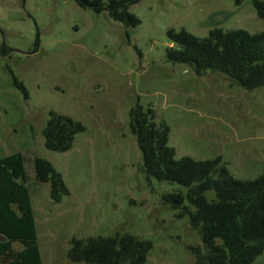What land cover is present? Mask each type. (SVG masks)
<instances>
[{
	"label": "rangeland",
	"instance_id": "rangeland-1",
	"mask_svg": "<svg viewBox=\"0 0 264 264\" xmlns=\"http://www.w3.org/2000/svg\"><path fill=\"white\" fill-rule=\"evenodd\" d=\"M129 11L140 20L134 28L74 0H0V45L11 49L0 55V158L23 157L41 264H87L68 260L72 238L116 233L151 242L144 264H195L189 248L202 247L198 234L163 202L186 189L143 172L129 129L137 104L167 124L175 158L220 157L238 179L264 170V88L246 91L211 71L198 76L165 57L169 28L201 38L214 27L264 30L251 0H141ZM50 111L85 127L68 151L44 146ZM34 156L61 174L69 196L60 203L35 181ZM253 264H264V251Z\"/></svg>",
	"mask_w": 264,
	"mask_h": 264
},
{
	"label": "trees",
	"instance_id": "trees-1",
	"mask_svg": "<svg viewBox=\"0 0 264 264\" xmlns=\"http://www.w3.org/2000/svg\"><path fill=\"white\" fill-rule=\"evenodd\" d=\"M83 9L105 12L125 28H134L138 17L129 11L141 0H74ZM258 18L264 19V0H251ZM165 57L173 64H185L201 76L206 71L221 74L246 91L264 88V30L212 28L206 37L185 29L169 28ZM11 49L0 45V55ZM14 85L27 97L23 84ZM129 129L141 152L147 178L178 184L186 189L163 196V202L187 216L189 226L202 247H190L195 264H253L264 251V170L255 179L231 175L220 157L193 160L175 158L168 145L169 127L157 122L151 107L137 104L129 110ZM85 127L69 116L49 112L41 133L46 149L68 151ZM34 179L49 185L52 203L69 196L61 174L51 163L33 157ZM24 160L20 153L0 158V264H41L29 190L25 186ZM214 197L207 199L206 193ZM188 203V206L185 203ZM1 238H3L1 240ZM21 246L19 251L11 244ZM152 244L127 233L107 237L72 238L67 258L72 263L144 264Z\"/></svg>",
	"mask_w": 264,
	"mask_h": 264
},
{
	"label": "water",
	"instance_id": "water-1",
	"mask_svg": "<svg viewBox=\"0 0 264 264\" xmlns=\"http://www.w3.org/2000/svg\"><path fill=\"white\" fill-rule=\"evenodd\" d=\"M3 238H1V240H2Z\"/></svg>",
	"mask_w": 264,
	"mask_h": 264
}]
</instances>
